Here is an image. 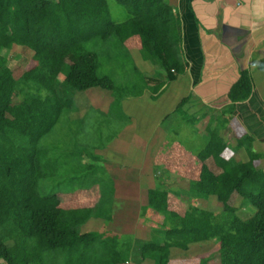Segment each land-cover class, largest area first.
<instances>
[{
	"label": "trees",
	"instance_id": "trees-1",
	"mask_svg": "<svg viewBox=\"0 0 264 264\" xmlns=\"http://www.w3.org/2000/svg\"><path fill=\"white\" fill-rule=\"evenodd\" d=\"M117 2L129 14L121 22L111 20L106 0H0V50L26 47L34 63L13 81L11 68L0 65V259L6 264H125L130 259L131 235L104 226L98 230L97 211L64 209L57 190L46 193L41 187L51 177L58 183L54 175L66 182L61 167L57 170L58 156L39 142L66 113V100L73 108L70 93L115 91L111 77L100 73L97 55L87 49L89 42L110 41L118 50L126 38L138 35L141 58L168 79L185 70L176 18L165 0ZM130 67L136 70L133 63ZM252 90L250 71L242 70L227 93L226 112L233 113ZM189 99H182L176 110ZM221 135L217 127L202 130L204 144L197 152L201 169L187 189L171 190L155 172L163 188L150 190L141 210H154L162 218L150 225V237L141 241L142 258L156 252L157 264H170L171 248L185 250L217 238L220 264H264V169L258 165L263 155L254 150V137L243 133L235 142L247 160H227L217 148L227 145ZM261 141L264 144V136ZM169 192L188 202L183 214L168 208ZM233 194L252 214H238L229 203ZM210 197L218 202L216 211L202 204Z\"/></svg>",
	"mask_w": 264,
	"mask_h": 264
},
{
	"label": "crops",
	"instance_id": "crops-1",
	"mask_svg": "<svg viewBox=\"0 0 264 264\" xmlns=\"http://www.w3.org/2000/svg\"><path fill=\"white\" fill-rule=\"evenodd\" d=\"M165 2L176 18L180 34L178 52L185 64L184 72L174 74L171 79L164 75V71L158 70L157 73L170 81V89L166 91L168 85L162 80V76L160 78V75L155 76L158 67L141 58L138 35L126 38L119 49L121 53H126L129 60L132 58L133 65L144 72L145 81L149 80V83L155 84L157 88L154 97H151L152 92L146 87L135 96H125L123 105L127 108L123 107L124 110L126 112L128 108L135 110L139 107L137 105L139 102L142 103V107L148 98L155 103L153 114L157 117L155 120L158 126L157 130L149 132V136L145 137L143 147H138L137 159L132 162L127 159L124 149L119 150L117 147L109 150L100 149L106 159L104 161L106 170L110 171V177L118 189L114 194V200L119 199L117 209L120 220L119 234L124 232L133 235L132 230L135 229L145 234L149 233L151 226L147 215L151 209L144 214L141 208L148 204L149 191L159 187L160 182L155 177V172H159L160 178L171 190L187 189L189 182L198 177L201 162L197 152L204 144L201 132L206 127L221 129V136L227 145L217 148L220 155L227 160H247L245 151L238 143L233 142L232 147L230 142L233 137L237 141L241 134L249 133L254 137V150L263 155L258 161L262 165L264 161V152L260 145L264 136V0H165ZM245 69H248L252 76V94L247 100L236 103L234 112L229 114L225 110L229 105L227 93L239 73ZM57 83L60 81L57 80ZM187 97L190 99L186 104L192 111L195 106L200 107V111H194V118L189 120L194 126L199 125V130L190 136V140L196 142L197 147L189 146L186 140L170 138L169 129L173 124L183 123L186 131L188 122L185 119H188V116L179 117L180 120L176 119L174 123L168 122V116L177 112V105ZM166 111L171 113L165 114ZM142 120L145 121L146 117ZM238 127L242 130L240 135L237 133ZM155 165L161 166L160 170H154ZM96 194L97 202L99 191ZM171 195L169 194L170 197ZM169 196L168 208L183 214L186 209L179 211L172 208L176 207L172 205V198L181 197L175 194L174 197ZM83 203H87L85 206L90 205L85 199ZM141 218L143 221H139ZM112 221L115 223L116 219ZM146 239L148 237L143 238ZM172 251L171 248L170 262Z\"/></svg>",
	"mask_w": 264,
	"mask_h": 264
},
{
	"label": "rangeland",
	"instance_id": "rangeland-1",
	"mask_svg": "<svg viewBox=\"0 0 264 264\" xmlns=\"http://www.w3.org/2000/svg\"><path fill=\"white\" fill-rule=\"evenodd\" d=\"M107 5L113 22H121L129 17L126 8L119 4L117 0H107ZM87 49L97 55L99 59V71L100 73H107L111 77L115 84V91L106 92L95 89L94 92H78L73 90L71 96L75 102L73 108L70 110V102L66 100L65 106L66 108L68 107L66 113L63 112L61 114L55 126L39 142V145L48 149L50 154L56 159L58 156L57 163L59 164L57 165V170L59 171L61 167V175L66 174V182L61 183L60 176L54 175V179L59 178L58 183L50 180L53 179L51 177L42 182L41 187L43 192L46 193H49L51 190H57L59 192L57 193L59 204L66 208L78 205L85 206L87 204L83 203L85 199L90 204L85 207H90L97 211L99 220L96 221L95 225L98 230L102 231L104 226L109 232L119 234L118 225L120 220L118 219L119 214L117 211L119 199L115 198L114 200V194L118 189L117 187L115 188L114 180L110 177V171L106 170L104 164L106 159L102 156L100 149L109 150L117 147L119 150L124 149L126 151L129 162L137 159L138 147H143L145 137L149 136V132L158 129L155 120L157 117L153 114L155 103L146 98L147 103H143L142 107V103L139 102L137 103L139 105L138 108L135 110L128 108L127 113L124 110L127 107L123 105L125 102L123 99L128 95L135 96V94H138L145 87L152 92L155 84L148 83L145 85L146 77L144 72H141V69L139 70L136 66L137 71L133 70L130 67V63H133L132 58L130 57L128 62L125 56L126 53H121L119 49L113 50L110 41L89 42ZM66 60L69 61L71 58L67 57ZM0 65H8L11 68V80L13 81L24 71L33 68L32 51L18 45H14L10 49L2 48L0 50ZM158 70L159 68L155 71V76L160 75L157 73L159 72ZM163 73L166 76V73ZM161 76L162 80H165L164 82L168 85L167 91L170 89V81L165 76L163 77V75H160L159 78ZM153 92L157 91L154 90ZM194 111L199 112L200 107L195 106L192 111L191 107L186 103L177 112H170V114L166 111L165 114H170L168 116L169 123H174L173 121L176 119L180 120L184 115L188 116V119H185L188 122L187 133L183 123L173 124L169 129L171 130V139L186 140L189 146L197 147V143L190 140L191 134L199 130V125L194 126L189 121L194 118ZM202 111H204V108ZM144 117H146L145 121L142 120ZM148 120L150 122H147ZM225 122L227 121L225 120ZM241 132V128L238 127V135ZM233 142H235L234 137L230 143L234 144ZM260 145L261 150L264 152V144L261 143ZM147 152L149 151L147 150ZM88 164L92 167H87ZM258 165L264 169V161L263 165L261 162ZM160 167L159 165H155L154 170L158 171ZM158 188H163V186L159 183ZM97 191H99L100 196L96 202ZM169 194L171 195L172 193H168L167 197ZM171 197H174L173 194ZM175 198H172V205L176 207L172 208L184 211L188 206V202L178 197L175 200ZM209 199L210 201L202 203L203 206L216 211L218 202L214 197H210ZM229 203L238 209V214L242 218L248 217L253 212L250 207L238 203L234 194L229 199ZM147 218L150 220L149 225H151L161 220L162 216L158 212L151 210ZM112 219H116V222L114 223ZM139 221H143V218ZM132 231L133 235L131 236L134 241L132 243L133 251L130 260L125 264H157L158 254L156 252H147L143 258L140 255L141 241H143V238L150 237L151 228H149V233L146 232V234L138 229ZM122 233H120L122 236L125 235L124 232ZM172 249L170 264H220L219 242L217 238L192 244L185 250ZM0 264L6 263L0 259Z\"/></svg>",
	"mask_w": 264,
	"mask_h": 264
}]
</instances>
